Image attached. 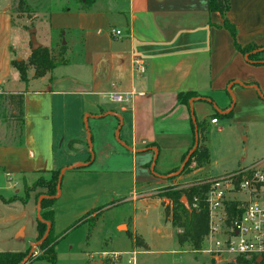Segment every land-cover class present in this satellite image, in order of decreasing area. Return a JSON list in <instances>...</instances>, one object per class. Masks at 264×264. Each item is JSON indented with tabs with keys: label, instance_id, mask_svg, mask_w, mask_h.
Listing matches in <instances>:
<instances>
[{
	"label": "crops",
	"instance_id": "crops-1",
	"mask_svg": "<svg viewBox=\"0 0 264 264\" xmlns=\"http://www.w3.org/2000/svg\"><path fill=\"white\" fill-rule=\"evenodd\" d=\"M13 1L0 0V97L24 95V124L14 118L8 123L0 115V212L7 214L9 207L7 216L14 223L10 227L12 240L30 244L31 252L38 245L39 202L45 192H31L24 202L25 189L51 171L60 170L64 176L73 170H91L94 158L92 138L86 132L88 118L116 119L112 130L119 127L115 137L120 135L134 178L137 180L138 171L149 170L157 174L153 186L180 171L184 158L192 155L197 124H205L209 130L221 123H212L216 114L226 117L232 113L226 118L234 124L264 126V64L255 65L236 50L233 37L222 27V16L209 11L207 0H117L122 6L112 10L97 6L100 2L94 0L91 8L50 14L36 28L39 41L41 36L49 39L53 27L66 31L63 37L71 30L80 38L70 47L68 65L58 66L44 77L33 76L27 84L12 66L14 60L30 57H24L28 52L23 36L20 51L14 49V34L21 31L11 11ZM230 3L227 19L237 30L238 44H254L264 52V0ZM110 16L116 17L111 20ZM112 28L120 30L122 37H112ZM136 58L146 61V74L134 72ZM113 93L131 95L127 102L117 103ZM187 94L192 97L180 100V95ZM209 152L210 163L198 169L209 178L200 183L222 177L210 176V148ZM76 154L78 160L73 162ZM242 168L245 166L223 176ZM136 185L139 192L150 187L141 180ZM158 194L154 197L162 201ZM60 198L61 194L57 200ZM133 200H141L137 192ZM29 209L37 219V234L31 226L30 237L25 224ZM132 225L129 234L140 237L145 251L151 252L135 221Z\"/></svg>",
	"mask_w": 264,
	"mask_h": 264
},
{
	"label": "rangeland",
	"instance_id": "rangeland-1",
	"mask_svg": "<svg viewBox=\"0 0 264 264\" xmlns=\"http://www.w3.org/2000/svg\"><path fill=\"white\" fill-rule=\"evenodd\" d=\"M98 1L100 3L97 6L104 7L106 10L122 6V2L119 3L117 0ZM90 2V0H14L11 11L16 27L23 34L19 31L14 34L15 52L20 51L23 36L25 39L24 48L28 52L24 57L27 58L29 54L31 57L33 52L31 34L35 30L37 39L36 28L38 25L40 26V23H45L50 14L63 13V10L76 11L77 9L91 8L94 2ZM115 17L110 16V19L114 20ZM49 30L51 31L49 39L41 36V40L37 39V42L41 47L47 44V48L54 55H58L62 43L65 42L69 47L68 57L71 61L70 47L74 46V39H79L80 36L71 33L70 30L63 37L66 31L63 32L54 27ZM30 57L23 60L27 62ZM34 75V69L31 66L28 67V79ZM7 98V95L0 97V115L2 118H6V122L9 123L15 110L13 111ZM208 114L210 120L211 114ZM86 116L87 114H85V118ZM215 116L221 123L218 126H211L208 130V146L212 153L211 164L208 168L210 176H223L233 169L239 168L240 165L246 167L249 164L264 161V126L248 128L234 124L226 117L217 114ZM17 122L20 121L17 120ZM116 122V119L111 117L99 120L87 119L86 132L92 138L94 163L88 172L73 170L62 178L61 198L53 207L55 233H64V238L56 247L58 264H117L112 259L103 257V252L108 255L116 252L123 253L126 254V257L127 253L134 250L138 251L137 264H225L211 259L202 251H193L189 246L179 247L176 242V234L180 230L173 228L166 221L165 208L170 205V201L166 198H162L161 201L154 197V193L158 194L159 189L197 184L209 177L201 173L195 164H192L185 173L180 174L178 171L168 177V179L176 177L172 182L166 178L160 180L157 186H153L155 183L153 176H157V174L150 173L149 170L138 171L136 180L131 171L132 163L129 155L121 147L120 135L115 137L116 133H119V127L115 132L112 130ZM19 127L18 123L16 134H19ZM56 153L57 156H60L59 152ZM77 155L72 157L73 162L78 160ZM80 155L82 156L81 153ZM85 155L88 156L89 153L85 151ZM71 160L69 161L71 162ZM44 177L49 178V176ZM140 180L150 187L139 192L136 182ZM37 190L44 191L43 189ZM136 192L137 199L141 200H133ZM40 195H37L38 199ZM82 196L85 197L82 199ZM144 196L149 197L142 199ZM15 206L25 208L21 204ZM29 208H32V205ZM8 211L9 207L6 208L7 214ZM30 211L29 209L25 220L29 237L31 226H33L34 234H37V219L35 214L31 217ZM88 211L92 212L83 221H80ZM7 214L0 212V253L27 251L30 244H19L12 240L13 234L10 232V227L14 223L9 222ZM95 216L97 217L96 226L92 234L88 236L90 224H93ZM134 221L138 226V233L144 236L152 248L151 252H146L143 247L138 245V242L129 238V233L133 232ZM33 252L34 257L39 254L37 248ZM126 258H130V256ZM127 259L121 260L118 264H129Z\"/></svg>",
	"mask_w": 264,
	"mask_h": 264
},
{
	"label": "trees",
	"instance_id": "trees-1",
	"mask_svg": "<svg viewBox=\"0 0 264 264\" xmlns=\"http://www.w3.org/2000/svg\"><path fill=\"white\" fill-rule=\"evenodd\" d=\"M87 1V0H86ZM92 3L94 0H90ZM208 9L211 13H219L224 23L223 28L229 31L235 41V47L238 52L248 57V60L255 65H263L264 58L260 48L254 44L242 47L238 44L237 30L233 24L227 19V14L230 11V0H207ZM68 45L62 43L58 55H54L48 48L40 47L33 51L31 57L27 62L24 60H14L12 66L18 71L22 82L27 84L29 79L27 77L28 67H32L35 71V78L44 77L50 73L54 68L62 65H68L70 60L68 57ZM180 100L190 99L192 95H180ZM9 103L13 106L12 118L19 120L21 125L24 124V95H12L8 98ZM16 113H18L16 117ZM232 113L226 115L231 117ZM19 122V123H20ZM197 143L195 149L186 163L183 172L195 164L197 169L203 168L210 163V152L208 148V128L205 124H197ZM184 158V163H185ZM178 171V170H177ZM175 171V172H177ZM49 178L40 176L33 185L26 187V196L22 201L27 202L31 192L37 189H43L45 193L44 198L40 201L39 219H38V238L37 249L39 254L34 257V252L31 249L26 253H0V264H23L28 261H45L49 264H58L56 247L64 238L63 234H56L54 230V204L56 203L60 194L59 180L62 177V171H51L48 173ZM176 177L169 178L170 182L174 181ZM209 190L208 183H197L188 186H171L159 190L157 195L159 198H166L170 201V205L165 208L166 220L171 223L173 228L180 231L176 234V242L179 247L189 246L193 251H201L205 245V238L209 232V211L206 207L205 196ZM183 199L187 201L184 205ZM197 202L194 203V200ZM195 204L196 207H193ZM92 212V211H91ZM91 212L87 213L80 221H83ZM96 216L93 218V224H90L88 236H90L94 229ZM78 221V222H80ZM131 240L139 243L140 247L146 248L140 237H133L129 234ZM236 264H264V257L261 261L257 259L247 260L239 258Z\"/></svg>",
	"mask_w": 264,
	"mask_h": 264
},
{
	"label": "built area",
	"instance_id": "built-area-1",
	"mask_svg": "<svg viewBox=\"0 0 264 264\" xmlns=\"http://www.w3.org/2000/svg\"><path fill=\"white\" fill-rule=\"evenodd\" d=\"M110 35L121 38L122 32L110 29ZM133 70L139 75L147 72L146 61L136 58ZM131 93H113L117 103L129 100ZM212 123H217L213 120ZM205 196L209 211V232L201 250L211 259L225 264H236L239 258L259 260L264 257V162L242 168L226 176L210 180ZM197 199L194 200V203ZM193 207H196L195 204ZM112 253L102 256L115 263L128 260L137 264L138 252Z\"/></svg>",
	"mask_w": 264,
	"mask_h": 264
},
{
	"label": "water",
	"instance_id": "water-1",
	"mask_svg": "<svg viewBox=\"0 0 264 264\" xmlns=\"http://www.w3.org/2000/svg\"><path fill=\"white\" fill-rule=\"evenodd\" d=\"M30 40H31V45H32V51H36V50H38L41 47L40 44L37 42L36 35H35V30L32 31ZM190 157H191V154L187 157L185 163L183 164L182 168L180 169V171H179L180 174L183 172V169H184L186 163L189 161ZM62 177H63V173H62ZM62 177L59 180V187L61 186V183H62ZM182 201H183L184 205H187V201L185 199H183ZM261 260L262 259L260 258L258 261H261ZM27 262H28V259H26L23 262V264H27Z\"/></svg>",
	"mask_w": 264,
	"mask_h": 264
}]
</instances>
